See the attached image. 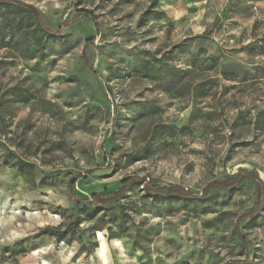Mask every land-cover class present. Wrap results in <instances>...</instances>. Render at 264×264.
<instances>
[{
    "label": "rangeland",
    "instance_id": "1",
    "mask_svg": "<svg viewBox=\"0 0 264 264\" xmlns=\"http://www.w3.org/2000/svg\"><path fill=\"white\" fill-rule=\"evenodd\" d=\"M12 1L60 33L0 42V264H264L254 183L145 192L264 186V0Z\"/></svg>",
    "mask_w": 264,
    "mask_h": 264
},
{
    "label": "trees",
    "instance_id": "2",
    "mask_svg": "<svg viewBox=\"0 0 264 264\" xmlns=\"http://www.w3.org/2000/svg\"><path fill=\"white\" fill-rule=\"evenodd\" d=\"M0 42L3 46L10 44V41L14 40L15 35L19 34L25 39L26 42L21 43L16 40V43L26 45V48H32L28 54L23 57L29 58L34 54L35 50L43 48L47 40L55 37L60 33V30L52 32L46 29L40 19L39 13L31 5H25L22 3L14 2L12 0H0ZM80 17H86L94 22V18L91 14L86 12L79 13ZM205 35L201 34L195 36L192 39L204 38ZM5 39L7 41L5 42ZM147 71V70H146ZM147 73V72H146ZM25 97V96H23ZM21 102L27 101V97ZM1 120V116H0ZM30 167L28 164H20V167ZM20 170V169H19ZM245 181H249L255 184L257 205L260 203L261 197L264 195V186L260 180L258 173L255 170L247 171L244 169L239 170L236 174L228 175L222 181L211 182L202 192L200 197L193 196L178 186H166V187H154L150 185L145 186V192L150 197H162L163 199H182V200H198L205 201L209 199L210 191H226L232 190L240 186ZM140 182L139 178L128 177L121 181L120 189L113 193L103 191L101 193L92 194L90 198L81 202L76 201V204L89 203L93 204L95 208L104 207L107 203L118 201L123 197L124 193L131 187ZM258 207V206H257ZM65 233L54 232L49 229H44L40 232V235H49L62 240Z\"/></svg>",
    "mask_w": 264,
    "mask_h": 264
}]
</instances>
